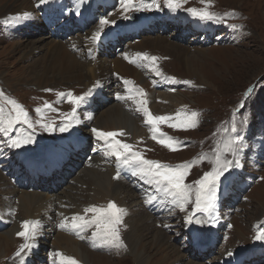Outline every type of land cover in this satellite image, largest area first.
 I'll use <instances>...</instances> for the list:
<instances>
[{"label": "rangeland", "instance_id": "rangeland-1", "mask_svg": "<svg viewBox=\"0 0 264 264\" xmlns=\"http://www.w3.org/2000/svg\"><path fill=\"white\" fill-rule=\"evenodd\" d=\"M90 1L50 0L38 6V0H31L32 11L38 14L37 17L19 19L16 25L0 21V109H3L0 128L7 127L9 120L15 121L18 109L11 101L27 112L28 121L33 125L30 128L23 122H14L7 134L0 131L3 139L0 146L4 148L0 152V223L4 222L0 228V264H21V259L28 263L32 252L35 261L30 264H45L37 261V257L43 255H51L53 263L57 264L61 257L56 253L77 259V248L83 250L90 264H142L132 257L124 237L131 229L129 220L137 217L132 212L140 210L150 215L151 227L141 232L140 239L142 249L149 253L146 264H241L252 256L243 264H264V0H184L182 7L175 11L167 8L164 0H157L159 9L154 2L143 0L144 4L152 5L143 8L147 15L162 12L158 14L170 19L177 14L176 19L179 16L178 20H183L184 24L203 27L205 36L201 38L203 34L199 33L198 39H182L177 31L180 22L170 21L172 30L169 34L156 31L155 35L142 36L133 42L127 38L123 42L125 49L120 46V41L115 40V46L103 41L99 47L102 52L97 56L92 52L95 33H107L116 24L125 27L129 18L124 17H129L134 10L125 13L122 6L117 7L120 0H111L113 3L106 5L107 16L104 18L109 23L102 29L97 22L87 32L82 28L75 36L68 33L65 38L58 36V32L67 26L65 19L80 25L93 18L95 14L91 13L95 12L96 5ZM92 1L101 7L105 5V0ZM140 2L134 0V4ZM2 4L16 6L20 3L4 0L0 6ZM192 8L214 13L216 18L200 19L191 14L189 9ZM28 9L24 7L19 16ZM65 15L79 19L74 21ZM137 23L141 24L139 28L147 24L144 21ZM210 27L214 28L213 32ZM131 30L136 31L137 27L131 26ZM177 45L198 55L191 60L195 73H189L185 56L177 52ZM172 46L175 51L171 50ZM117 48L123 52L118 57L115 56ZM194 49L204 53L199 54ZM137 53L157 59L154 64L146 63L144 69L137 61L136 64L131 61L138 72L128 80L132 83L125 84L127 74L119 71L117 62ZM37 61V74L43 69L48 72L42 81H37L30 71V66ZM19 69L21 74L16 77ZM103 72H108L109 76L102 77ZM5 74H8V81L4 83L1 78ZM197 75H202L209 84L196 79ZM12 82L19 83L21 89L17 91L6 85ZM35 84H38L37 89ZM129 89L136 90L131 92ZM138 89H142L143 94ZM68 93L73 97L86 96V100L80 105L73 104ZM245 93L249 96L242 100ZM141 99L147 101L145 106L153 116L168 118L156 125L157 139H152V126L146 122L147 117L137 103ZM180 101L189 104L190 108L181 109L177 106ZM123 110L134 117L148 137L141 145L134 143L131 132L127 133L128 122L123 120ZM192 112L198 113L194 118L195 127L170 126L181 125L191 118ZM66 123V131L61 132L60 127ZM94 123L98 124L97 130L118 133L117 140L131 144L133 152H139L147 160L173 168L190 165L184 180L190 190V200L182 206L173 203V197L158 188L151 191L154 187L139 177L131 175L132 182L120 177L122 185H128L141 202L131 210L128 208L131 212L120 213L123 217L117 230L125 248L106 244L102 237L94 235L95 226L75 229L81 233L79 237L56 227L60 221L61 224L72 223L64 220V216L72 213L85 219L93 218L95 214L86 213L85 209L94 205L100 207V196L113 184V176L101 165L91 166L79 156L74 164H66L78 166L71 176L63 177L61 181L56 177L43 180L42 188L49 193L19 189L17 184L21 176L7 177V169L15 173L38 166L45 174H50L49 170L59 166L58 159L65 163L71 156L77 148L76 140H90ZM42 125H50L55 130H45ZM255 128L259 132L254 131ZM120 132L124 134L119 135ZM238 134L242 137L243 147L234 159L230 152H225V147ZM29 135L32 143L20 148L10 146L12 139L23 140ZM167 137L173 138L176 150L158 142ZM91 141L99 143L95 148L101 153L108 154L103 140ZM218 155L221 159L233 160L234 166L218 182L212 214L196 212L197 182L216 167ZM97 158L105 157L98 155ZM37 160L46 164L41 165ZM81 162L84 163L79 167ZM66 171L71 173L73 169ZM78 178L82 183L76 206L63 207L64 212L48 208L47 203L62 199L66 191L79 184ZM154 195H157L155 200L151 199ZM189 218L191 222H188ZM23 221L39 222L32 225L35 235L27 241L17 235L24 230ZM257 236L262 238L257 239ZM31 241L34 246L17 256L21 246ZM212 243L216 248L211 253ZM43 245L48 246L49 253L40 254L37 249ZM195 249L211 255L203 258ZM104 256L110 260L101 259Z\"/></svg>", "mask_w": 264, "mask_h": 264}, {"label": "snow or ice", "instance_id": "snow-or-ice-1", "mask_svg": "<svg viewBox=\"0 0 264 264\" xmlns=\"http://www.w3.org/2000/svg\"><path fill=\"white\" fill-rule=\"evenodd\" d=\"M47 2L48 0H39L38 6L43 5ZM80 2L83 3V0H80ZM164 2L167 8L175 11L182 7L184 0H164ZM120 4L122 5L125 13L132 10H141L146 7L147 8L152 7V5L144 4L143 0H141L139 4H134V0H120ZM155 7L159 9L160 4L159 3L155 4ZM189 11L193 16L199 17L200 19L213 20L214 18H216L214 13L208 11H198L195 8L189 9ZM31 15H32L31 13H24L22 16L17 17V19H28ZM124 18H129V17L125 16ZM99 23L102 29L104 25L109 23V21L107 19L102 18L99 21ZM111 23L114 24L115 22L113 21ZM100 38H101V32L97 31L93 36V40H99ZM137 56L144 60L151 61L152 64H154L157 59L156 57H149L147 56V54L137 53ZM155 70L157 75H159L160 74L159 69L157 68ZM124 83L130 84L132 82L125 80ZM47 91H51V90H47ZM138 91L141 94H143L142 89H138ZM68 96L72 97L70 102L76 105H80L81 103H84L86 100V96L73 97L71 93H68ZM133 99H135V97H133ZM11 103L15 108L18 109L17 116L15 117V121L9 120L7 123V127L0 128V131H3L5 134H7L9 129L13 127L14 122L15 123L23 122L25 124H28L30 128L33 127V125L30 124L28 121L27 112L24 111L20 105H17L15 101H11ZM137 103L143 109V112L147 117L146 122L152 126L153 139H157V133L159 130L156 127V125H158V123L161 121L167 120L168 118L161 116H153L149 112L148 108L145 106L147 104V101L145 99H141L137 101ZM2 111L3 109H0V112ZM37 111L39 112V109H37ZM74 115H75V109L73 110V116ZM197 115L198 113L192 112L191 118H189L187 121L182 122L181 125L172 124L170 126L174 128L181 126L185 128L195 127L196 120L194 118ZM0 123L3 122L0 121ZM42 127H44L45 130H53V131L55 130L51 128L50 125H42ZM66 128H67V123L65 124V126L60 127L59 130L61 132H64L66 131ZM91 131L96 135V137L99 140H103L105 142L106 147L108 149V154L116 157L118 160H122V162L125 164L136 165L133 175H138L147 178V182L149 184L155 183L157 185L158 190H162L166 195L173 197L174 203H178L182 206L189 202L190 190L188 186L184 183V180L190 165L185 164L183 166H178L177 168H173L168 165H162L158 161L147 160L139 152H133V146L131 144L123 143L120 140H117L116 137L118 133L104 132L97 129H91ZM233 131H236L235 127H233ZM123 134H124L123 132L119 133V135H123ZM158 142L164 144L170 150H176L172 137H167L166 140L160 139ZM30 143H32L31 135H29L26 139L23 140L20 139L19 137L12 139L10 146L13 148H20L22 145L30 144ZM242 147H243L242 137L239 136L238 134L235 139L229 141V143L226 145L225 152H230L233 158L235 159L238 150ZM233 166H234L233 160H228L226 158L221 159L220 155L217 156L216 167L213 168L212 171L205 173L202 179L197 182L199 184V189L195 201L196 212L207 213L209 215L212 214L216 206L215 200H216V189L218 187V182L220 181V178L225 174V172H228L229 169ZM116 178H119V173H117ZM151 199L154 200L155 197H152ZM85 212L94 213L95 215L91 219H85L84 216H81L79 214L73 216L71 218L72 220L71 226L73 229H81V228L95 226L94 235L102 237L106 244L112 245L116 248L126 247L116 227L117 224L120 223L122 220L120 213L124 212L123 209L118 208V206L114 202H110L107 208H102L94 205L86 208ZM188 222H191V218H189ZM38 224H39L38 221L37 222L23 221L22 227L24 230L20 231L17 235L24 237L26 241L32 239L35 235V232L30 230V225H38ZM60 227L63 228L66 227V225L61 224ZM261 238H262L261 236H257V239H261ZM33 246L34 245L25 243L24 245L21 246L20 251H18L16 255L20 256L25 249L31 248ZM56 255H59L63 261L67 262V264H78V262L71 257L64 256L61 253H56Z\"/></svg>", "mask_w": 264, "mask_h": 264}, {"label": "bare ground", "instance_id": "bare-ground-1", "mask_svg": "<svg viewBox=\"0 0 264 264\" xmlns=\"http://www.w3.org/2000/svg\"><path fill=\"white\" fill-rule=\"evenodd\" d=\"M16 1L19 2L20 4L16 5V6H10V5H6V4H2V6H0V21H3V22L5 21L6 24H9V25H16L17 23L20 22L19 19H17V17H19V15H21L24 7H29L28 11L25 12V13H31L32 15L30 17H37L38 16V14H36V13H34L32 11V9H33L32 3L33 2H31V0H16ZM48 1H50V0H48ZM1 2H4V0H0V3ZM38 3H39V0H38ZM5 22H4V24H5ZM209 29L211 30V32L214 31V28H212V27H210ZM159 45L161 46V44H159ZM171 50L175 51V48L172 46ZM194 51H196V52L198 51L197 53H199V54H203L204 53L203 50L194 49ZM207 51H208V49H207ZM177 52L182 53L185 56V63H186L185 65H188L189 73H195L194 72V68L192 67V64H191V60H194L198 55L196 56L195 54H191V52L189 50H186L185 48L180 47L179 45H177ZM140 60H142V58L138 57L137 54L136 55L130 54V55H127L123 60H119L117 62V66H118L119 71H124L127 74L128 78L124 77L125 80H130V78H132L138 72V69H137V67L135 65L136 64L135 61H140ZM131 61H133L135 64L131 65L130 64ZM37 67H38V61L30 66V71H31V73L34 74L36 80L37 81H42V80L46 79L47 75H48L47 70L43 69L40 74H37V72H36V68ZM18 71L19 72L16 73V77H18L21 74L20 73L21 69H19ZM7 75L5 74L1 78V80L4 83L6 81H8V76ZM100 75L102 77H108L109 73L108 72H103ZM196 79H200L201 81L205 82L206 84H209V83H207L204 80L202 75L201 76L197 75ZM6 85L11 87V88H13V89L15 88V90H17V91H19V89H21L20 84L17 83V82H12V84L11 83H7ZM37 86H38V84H35V88ZM28 90H33V92L36 91L35 89H28ZM177 106H179L181 109L190 108L189 104H187L185 102H181V101L179 102V104ZM61 114L63 115V113H61ZM123 115H124L123 120L128 122V125L126 127L127 133L131 132V134L133 136L134 143H136L137 145H139V143H140V145H141L142 144V140L144 139V141H146L145 139L148 138L146 136L143 128H140L141 126L139 127V125L136 123V120L134 119V117L133 116L131 117L124 110H123ZM93 126H94V129H95L98 126V124L94 123ZM168 135H170V134H168ZM2 140L3 139L0 138V142ZM97 144H99V143H97ZM3 149L4 148H1V146H0V152H3ZM97 156L98 155L95 154L94 156H92L88 160L90 165L93 166L95 164H99L104 169L108 170L111 173V175L113 176V184H112L111 188L107 192L103 193L105 195L102 194L100 196V201L98 202V204L102 208H107V206H108V204L110 202H114L118 206V208L124 210V212L121 213V214L125 215L126 212L131 210V207L139 206L141 202L138 199V197L136 196V194H134L129 189L130 187L128 185H122V183L120 181V177L116 178L117 174L115 173L113 167L110 164L106 163L104 159H98ZM135 168H136V165H135ZM133 177H139L148 186L154 187L153 190H151V191H156L157 190V187H156L157 185L153 184V183L149 184L147 182L146 178L138 176V175H133ZM78 183L79 184H76V185L72 186L69 191H66L65 195H64V197L62 199L55 200L53 202L47 203L46 205L48 206V208H50V209L57 208V209H60L61 211L64 212L65 209L63 207H66V206L68 207V205H70L69 208L75 207L76 206V201L75 200H76V198H77V196L79 194V191L81 190L80 184L82 183V181H80L79 178H78ZM156 196L157 195H154L152 197L156 198ZM128 208L130 210H128ZM132 213H136L137 217H133L134 219L132 218V220H129V223H130L129 225H130L131 229L128 230V232H126L125 235H124L125 240H126V245L129 247L130 253H132V257H134V259H136L138 262H140L142 264H144V263L146 264V262L149 259V253L147 251H145V249H142L143 246H141L140 239H141V232L143 230L149 229L151 227V225L149 224V216L150 215L148 213L144 212L143 210H140L139 212L138 211L137 212L133 211ZM73 216H75V214H73V213L71 215H69V216H64V220L72 222L71 218ZM117 228H118V226H117ZM76 251H77V259H74V258L73 259L76 260L78 262V264H90L89 261L87 260L86 254L83 253L82 249L77 248ZM102 258H105V259L107 258V259L110 260V257H107V256L101 257V259ZM61 262H64V261L62 259H60V261L58 263L62 264Z\"/></svg>", "mask_w": 264, "mask_h": 264}]
</instances>
